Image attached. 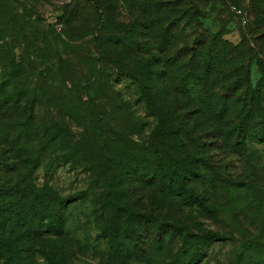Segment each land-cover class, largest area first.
Instances as JSON below:
<instances>
[{"label":"rangeland","instance_id":"1","mask_svg":"<svg viewBox=\"0 0 264 264\" xmlns=\"http://www.w3.org/2000/svg\"><path fill=\"white\" fill-rule=\"evenodd\" d=\"M93 1L0 0V56L9 64L8 72L0 65V264H264V145L250 141L246 151L236 138H154V111L147 112L132 80L117 74L116 48L96 62L100 20ZM96 1L110 15L102 40L128 41L135 29L130 66L149 60L154 77L166 76L150 88L157 106L166 110L171 78L181 87L184 73L195 74L188 65L193 55L228 61V73L243 79L226 93L237 101L230 122L240 120L237 109L251 95L249 107L264 108V0ZM165 30L171 42L164 50ZM212 38L224 43L207 54ZM88 89L96 104L89 110L93 129L75 118ZM260 111L246 117L248 129H261ZM52 125L69 134L51 156L40 133ZM178 138L199 157L190 166L202 177L187 183L205 198L204 208L179 207V198L145 179L143 169L169 154L163 141L180 159ZM61 150L72 153V163ZM43 184L52 196L44 198ZM62 205L63 232L53 233L38 216ZM155 219L186 223L196 236L191 243L203 251L199 259L188 262L183 239L166 227L157 232Z\"/></svg>","mask_w":264,"mask_h":264},{"label":"trees","instance_id":"2","mask_svg":"<svg viewBox=\"0 0 264 264\" xmlns=\"http://www.w3.org/2000/svg\"><path fill=\"white\" fill-rule=\"evenodd\" d=\"M93 3L95 4V8L99 10L98 18L100 20L98 24L99 27H96L97 33L95 35V41L97 42L96 49L99 56L96 58V62L102 63L109 60L113 50L112 47L116 48V55L112 60L117 67V74L130 78L137 86L139 90L138 98L146 105L147 112L154 111V113L150 112L157 120V124L152 131V135H155L154 138L157 136L164 138L172 136L177 138L178 135H185L186 138H189L192 134H196L194 135V138L198 141L202 138H209L210 136L212 139L222 140L236 138V141L233 143L240 144V147H243L244 149L246 148V151H249L247 143L250 141L264 145V108L260 111L258 108L252 109L249 107L253 100L252 95L247 107L242 105V107L237 109V117H239L240 120L235 124L228 120L229 115L233 113V106L237 101L236 95L226 93H228V91H233L243 80L240 77H233L231 72L230 74L228 73V61H223L222 59L219 61L218 58L214 59L210 56H206L202 61H199L191 55L188 65L189 69L195 74L190 75L184 73L181 76V87L178 86L176 77L171 78L170 83H172L174 87L170 90L167 89L166 96L170 95L171 98L167 102L166 110H164L154 103V96L150 88H152L155 79L160 78V81H164L166 76L162 75L160 72L157 77H154L151 71L152 63H150L149 60L138 63L136 68L139 69L132 68L128 62L131 61L130 58L135 54V45H138V41L135 39L134 34L135 29H131V32L128 35V41L117 36H112L109 40L103 41V32L111 27L108 23L110 15L105 9L103 10L96 0H94ZM14 20L18 21L16 18L12 19V21ZM170 36L171 34L169 30H165L163 33L164 41H166L163 47L164 50L169 48L171 42ZM205 43H207V54H209V50H211L213 44L217 43L222 46L224 42L222 43L221 40H215V38H212L211 41ZM170 61L171 65H177L175 59H171ZM7 62L8 61L0 56V65L4 72H8L7 70H9V64ZM183 63H186L185 59H183ZM183 63L181 62V66H183ZM199 70L201 71V74L197 72ZM11 71L18 72V69H10L9 72ZM8 74H6L5 78L1 81L2 83L8 82ZM84 95L86 96V100L78 101L75 118L81 119L83 122L87 121V126L93 129L90 122L94 125L97 121L92 120L91 111L89 112V110L91 109V105L96 106L94 96L89 89L85 91ZM244 97L245 95H242V99ZM210 102H213L214 105H211ZM220 102L222 105L217 107L216 105ZM259 111L261 113V123H263L261 129H256L257 131L254 130L255 128L253 127L248 129L244 125L246 117H249L253 112ZM31 116V113L28 114L27 120H30ZM177 119H181L180 124L177 123ZM190 119H193L192 123H190ZM40 134L42 150H49L52 156V153H55V151H60L58 142L64 144L67 140L66 136H68L69 133L66 128H60L59 130L55 125H52V127L43 126ZM58 139H61V141H58ZM166 141L167 140L163 141L164 145L160 148L163 152L169 154L159 159V162L155 163V165L143 169L145 171L144 174L146 175L145 179L149 181V185H156L158 191L166 197L169 198L171 196L172 198H179V207L188 206L190 208H204L206 206L205 198L199 195L194 186L187 183L190 179L202 177L200 173L194 171L190 166V164L194 163L195 160H198L199 157L196 156L195 152L189 149L187 143L180 139L181 147L178 148V150L177 148H174V151L180 154V159L177 160L174 158L170 149H167V144H165ZM61 152H63V150H61ZM63 154V157H66L67 162L72 163V153L67 154V152H63ZM55 157H57L56 159L58 160L60 159L59 156H54L53 158ZM53 158L49 159L47 162V170L54 166ZM41 194L46 198L47 194L53 195V189H51L49 185L43 184ZM70 198L73 197H68L64 200L67 205L73 202ZM63 206L64 205L59 208H54L50 213L39 214L38 218L41 223L45 224L44 226L47 230L53 233L63 232L65 222V218L63 217ZM154 223L157 232L160 233V231L166 227L168 228L166 231H170L171 235L176 234L183 239V248L185 252H188V262L199 259L200 254L203 253V251L199 250L201 247L198 246L197 243H191L192 240L196 239V236H193L186 223H159L156 219ZM209 233L210 235H216L215 232L209 231ZM188 243H191L192 246L186 247L185 245H188ZM262 262H264V258Z\"/></svg>","mask_w":264,"mask_h":264}]
</instances>
